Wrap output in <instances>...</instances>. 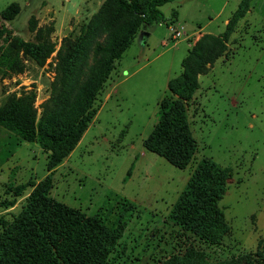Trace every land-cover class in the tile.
Listing matches in <instances>:
<instances>
[{"label":"rangeland","instance_id":"obj_1","mask_svg":"<svg viewBox=\"0 0 264 264\" xmlns=\"http://www.w3.org/2000/svg\"><path fill=\"white\" fill-rule=\"evenodd\" d=\"M239 1L172 0L160 6L166 21L140 26L115 62L92 120L51 169L48 195L116 234L105 264H253L264 254V0L249 1L225 50L197 76L198 88L186 102L195 142L189 163L177 168L142 145L166 82L180 72L187 50L204 34H220ZM11 2L19 11L3 26L25 41L49 33L54 51L41 65L21 57L20 72L0 69V107L32 89L38 117L51 88L58 87L55 52L61 40L76 41L102 0H0V10ZM171 11L178 14L174 21ZM172 27L179 36L172 38ZM206 158L231 169L217 202L229 230L214 245L169 219L190 174ZM48 172L37 143L0 127V201L10 198L8 186L38 182ZM29 190L13 206L0 207V215H15Z\"/></svg>","mask_w":264,"mask_h":264},{"label":"trees","instance_id":"obj_2","mask_svg":"<svg viewBox=\"0 0 264 264\" xmlns=\"http://www.w3.org/2000/svg\"><path fill=\"white\" fill-rule=\"evenodd\" d=\"M170 1L102 0L76 41L61 40L55 52L58 87L51 88L39 116L33 106L32 89L10 97L0 107V127L22 141L37 143L49 171L38 182L29 179L7 187L10 198L0 201L3 209L13 206L25 189L30 190L15 215L10 219L0 215V264L106 263L116 245V234L95 217L50 197L49 174L73 149L92 120L115 62L140 26L165 22L160 6ZM249 1L238 2L220 34H204L197 39L181 59L180 72L166 82L167 94L157 103V120L142 145L177 168H184L195 151L186 102L198 88L197 76L205 73L206 65L225 50V42ZM18 11L15 2L0 10L2 71L20 72L21 57L41 65L54 51L49 33L36 41H25L3 26ZM29 28L33 30L32 25ZM230 176L228 166L209 158L199 161L170 209L171 222L203 243H220L229 226L217 202ZM257 262L264 264V254L253 264Z\"/></svg>","mask_w":264,"mask_h":264},{"label":"built area","instance_id":"obj_3","mask_svg":"<svg viewBox=\"0 0 264 264\" xmlns=\"http://www.w3.org/2000/svg\"><path fill=\"white\" fill-rule=\"evenodd\" d=\"M179 34H180V32H179L178 29L173 28V27L171 28V35H172V38L179 36Z\"/></svg>","mask_w":264,"mask_h":264},{"label":"crops","instance_id":"obj_4","mask_svg":"<svg viewBox=\"0 0 264 264\" xmlns=\"http://www.w3.org/2000/svg\"><path fill=\"white\" fill-rule=\"evenodd\" d=\"M176 15H178V14H177V13H175V15H174V16H172V15H171V17H172V18H171V20H173V21H174V20H176ZM141 34H142V32H141Z\"/></svg>","mask_w":264,"mask_h":264}]
</instances>
